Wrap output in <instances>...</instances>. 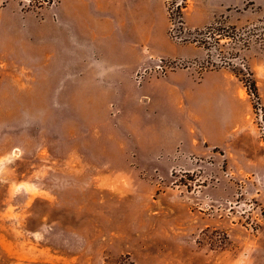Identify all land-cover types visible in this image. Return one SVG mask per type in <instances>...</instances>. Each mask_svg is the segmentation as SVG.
Listing matches in <instances>:
<instances>
[{
    "label": "rangeland",
    "instance_id": "1",
    "mask_svg": "<svg viewBox=\"0 0 264 264\" xmlns=\"http://www.w3.org/2000/svg\"><path fill=\"white\" fill-rule=\"evenodd\" d=\"M223 4L188 0L145 63L120 32L36 71L0 46V264H264V50L234 41L264 0Z\"/></svg>",
    "mask_w": 264,
    "mask_h": 264
},
{
    "label": "crops",
    "instance_id": "2",
    "mask_svg": "<svg viewBox=\"0 0 264 264\" xmlns=\"http://www.w3.org/2000/svg\"><path fill=\"white\" fill-rule=\"evenodd\" d=\"M215 2L224 7L225 0ZM193 13L199 17L198 22H202L206 11L195 7ZM168 22L165 0H58L54 6L36 9L22 6L19 0H0V46L2 56L11 58L10 69L36 71L39 69L34 63L43 56L48 57L46 62H57L55 58L59 56L60 62L67 66L85 64L87 49L99 53L101 38L116 37L120 32L128 41L124 44L128 50L116 61L145 63L153 32L159 28L166 32ZM157 48L158 56L164 59H175L180 52L165 39ZM43 68L47 66L43 65L40 70ZM168 81L171 88L179 86L185 92L190 90L189 84L181 87L171 77ZM162 84L158 82L157 85ZM146 86L151 87L150 80L144 84Z\"/></svg>",
    "mask_w": 264,
    "mask_h": 264
},
{
    "label": "trees",
    "instance_id": "3",
    "mask_svg": "<svg viewBox=\"0 0 264 264\" xmlns=\"http://www.w3.org/2000/svg\"><path fill=\"white\" fill-rule=\"evenodd\" d=\"M182 10L180 9L178 11L180 17H182ZM259 12L261 13V19L259 20V24H255L253 28L250 30H246L244 34L239 36L237 39H234V41H239L241 42L244 46L248 47L250 43L254 42L255 44L259 45L263 50H264V5L259 8ZM216 33V30L214 28H210L209 30V35L210 37L214 38V40H217V44L220 43V38L223 37L222 34ZM208 37L206 43L208 41H212V39ZM229 36H225L227 39ZM231 39V38H229ZM208 45L210 46L211 44L208 42ZM255 89V86H253Z\"/></svg>",
    "mask_w": 264,
    "mask_h": 264
},
{
    "label": "built area",
    "instance_id": "4",
    "mask_svg": "<svg viewBox=\"0 0 264 264\" xmlns=\"http://www.w3.org/2000/svg\"><path fill=\"white\" fill-rule=\"evenodd\" d=\"M26 2H30V0H24ZM40 5H54L56 0H38ZM171 1V2H170ZM178 2L174 5L172 0H167L168 3V16L170 17V20L174 21L178 19V22L182 24V17H180L178 11L181 9L182 11L185 8V4L188 0H177Z\"/></svg>",
    "mask_w": 264,
    "mask_h": 264
}]
</instances>
